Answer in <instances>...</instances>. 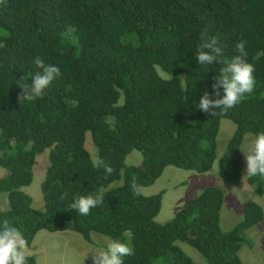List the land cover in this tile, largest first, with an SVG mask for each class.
<instances>
[{
    "label": "trees",
    "instance_id": "obj_1",
    "mask_svg": "<svg viewBox=\"0 0 264 264\" xmlns=\"http://www.w3.org/2000/svg\"><path fill=\"white\" fill-rule=\"evenodd\" d=\"M202 36L220 40L221 63L197 64ZM240 41L255 67L254 92L227 112L200 110V97L239 54ZM36 56L61 74L41 98L21 100ZM222 119L235 127L217 174L236 185L245 135L264 131V0H0V167L7 172L0 195L9 203L0 223L20 229L28 247L41 230L73 231L88 243L91 233L130 242L135 254L124 264H195L177 242L205 264H242L239 250L249 243L242 232L263 220L260 205L245 202L242 219L223 231L218 188H205L165 224L155 222L162 193H141L167 166L211 170ZM87 134L113 168L110 175L91 166ZM133 150L141 167L125 164ZM44 151V210L38 211L22 189ZM248 183L263 193L261 177ZM97 191L104 201L88 216L70 209L75 196ZM28 264H35L32 257Z\"/></svg>",
    "mask_w": 264,
    "mask_h": 264
},
{
    "label": "rangeland",
    "instance_id": "obj_2",
    "mask_svg": "<svg viewBox=\"0 0 264 264\" xmlns=\"http://www.w3.org/2000/svg\"><path fill=\"white\" fill-rule=\"evenodd\" d=\"M234 125L227 119L220 122L219 132L216 138V158L211 170L206 173L185 171L172 166H167L162 175L150 186L142 187L144 196H153L162 193L161 208L155 222L165 224L171 221L176 213L191 199L196 198L207 187H215L223 193V205L220 211V227L223 231L231 230L243 216V205L247 201H253L261 206L264 213V187L263 193L257 192V187L249 185L245 173V154L241 151L243 165L240 181L232 185L222 181L218 174V159L223 155L226 144L234 131ZM253 139L252 134H246L241 149H246L248 142ZM85 147L91 157L96 155L90 135H86ZM127 166L141 167L142 157L139 151L133 150L126 156ZM48 166V153L37 155L33 167L32 182L22 191L30 196L31 205L38 211L44 210V200L41 185ZM5 169L0 167V178L6 176ZM264 182V178H261ZM117 183L111 184L115 186ZM120 184V183H119ZM9 207L6 193L0 195V211ZM248 245L241 246L239 258L242 264H264V217L253 227L242 232ZM91 243H88L80 234L73 231L49 232L41 230L35 235L32 244L26 248L27 257H32L35 264H92V253L104 245L107 237L97 233L90 234ZM180 249L195 264H205L204 259L196 250L184 243H176Z\"/></svg>",
    "mask_w": 264,
    "mask_h": 264
},
{
    "label": "clouds",
    "instance_id": "obj_3",
    "mask_svg": "<svg viewBox=\"0 0 264 264\" xmlns=\"http://www.w3.org/2000/svg\"><path fill=\"white\" fill-rule=\"evenodd\" d=\"M245 44V41L236 44L239 54L224 62L225 66L213 77L211 91H205L199 99L200 110L206 113L211 111L212 115L215 114L216 109L227 112L240 103L245 94L254 92L255 67L246 59ZM223 52V45L217 37L202 36V43L197 48L196 62L202 67L219 64ZM33 63L37 71L26 80L28 82L21 85L24 92L21 100L31 101L41 98L61 74L58 65L46 64L40 56H36ZM252 135L253 139L248 142L247 148L241 149L245 154L246 162L244 176L264 178V131H258ZM91 166L95 169L103 168L107 175L113 172L111 165L99 155L91 157ZM132 188L135 194H140V187L135 181L132 183ZM103 201V193L97 191L95 195L75 196L69 207L80 216L86 217L92 209L102 205ZM26 248L27 241L20 229L8 221L0 223V264H28ZM90 253H92L93 264H124L125 257L133 256L135 250L128 241L109 238L104 245Z\"/></svg>",
    "mask_w": 264,
    "mask_h": 264
}]
</instances>
